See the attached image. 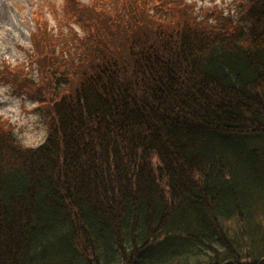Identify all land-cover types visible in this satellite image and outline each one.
I'll return each mask as SVG.
<instances>
[{"label":"trees","instance_id":"trees-1","mask_svg":"<svg viewBox=\"0 0 264 264\" xmlns=\"http://www.w3.org/2000/svg\"><path fill=\"white\" fill-rule=\"evenodd\" d=\"M191 6L66 0L83 35L34 11L36 77L0 80L49 132L0 116V264H264V0Z\"/></svg>","mask_w":264,"mask_h":264},{"label":"rangeland","instance_id":"rangeland-1","mask_svg":"<svg viewBox=\"0 0 264 264\" xmlns=\"http://www.w3.org/2000/svg\"><path fill=\"white\" fill-rule=\"evenodd\" d=\"M66 0H0V68L21 67L23 72L36 77L37 64L32 61L30 32L35 26L34 11L43 7L55 32L68 34L71 29L80 32L78 23L71 21L69 25H59V20L67 15L62 9ZM89 4L92 0H79ZM201 19L207 14L222 12L234 20L242 16V0H187ZM52 2L58 8L56 14L51 11ZM241 7V8H240ZM61 15V16H60ZM59 16V19H58ZM216 21L215 16H209ZM58 20V21H57ZM79 35L75 36L77 40ZM37 102L27 94L17 92L11 85L0 80V116L9 120L14 127L18 139L27 146L41 144L48 135L49 126L43 112L36 109ZM264 217V215L262 216ZM264 219V218H263Z\"/></svg>","mask_w":264,"mask_h":264}]
</instances>
